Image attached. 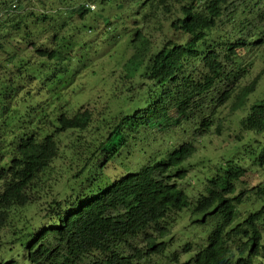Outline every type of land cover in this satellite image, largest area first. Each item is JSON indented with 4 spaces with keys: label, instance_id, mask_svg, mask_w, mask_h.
<instances>
[{
    "label": "trees",
    "instance_id": "trees-1",
    "mask_svg": "<svg viewBox=\"0 0 264 264\" xmlns=\"http://www.w3.org/2000/svg\"><path fill=\"white\" fill-rule=\"evenodd\" d=\"M226 3L189 0L180 11L170 8L174 3L149 11L143 24L159 20L161 13L170 36L163 32L150 38L148 26H137L128 37L131 54L121 64L118 87L113 82L98 92L109 100L123 96L127 108L114 115H109L107 102L89 107L90 99L86 106L75 102L64 118L26 128L19 123L22 113L8 103L13 97L0 98V264H143L151 255L166 257L167 264H254L256 258L264 264V177L249 189L240 187L244 167L231 163V158L223 161L226 152L235 153L234 149H224L219 153H224L222 157L212 159L211 173L202 179L203 189L192 198L177 184L186 175L185 161L197 150L191 138L174 148L152 150L144 161L131 157L127 147L135 130L154 124L165 128L166 117L185 124L198 116L192 136L199 138L211 127L220 134L221 106L247 113L246 118L259 105L258 110L264 111L262 92L245 105L258 88L253 79L240 84L249 62L243 68L228 63L239 72L230 68L217 79L220 63L213 60L206 42ZM19 5L0 18V89H12L14 95L20 94L26 81L24 73L39 66L46 71L72 69L79 62L73 53L75 43L64 32L51 36L41 49L28 42L25 20L36 19V13ZM242 28L247 32V24ZM253 29V36L262 40L263 30L256 25ZM188 57L201 61L204 71L195 75L183 71ZM223 79L231 82L228 91H218L214 97L213 88L218 89L217 81ZM170 83L173 90L157 94ZM230 93L233 99L228 105ZM245 122L239 121L243 126ZM258 125L263 130V124ZM56 158L68 169L75 167L72 176L79 193L50 198L40 191L38 177ZM126 159H132L129 168L104 174L108 162ZM46 187L51 190V185ZM184 211L195 217L190 222L210 223L212 228L205 243L195 245L193 257L181 263V252L188 253L192 243H181L180 251L170 250L178 245L170 227L187 214Z\"/></svg>",
    "mask_w": 264,
    "mask_h": 264
},
{
    "label": "clouds",
    "instance_id": "clouds-1",
    "mask_svg": "<svg viewBox=\"0 0 264 264\" xmlns=\"http://www.w3.org/2000/svg\"><path fill=\"white\" fill-rule=\"evenodd\" d=\"M188 1L189 0L0 1V18L5 13L13 11L18 4H20L19 7L35 11L36 16L34 17H36V19L25 20L27 26L24 35L28 42L32 44L35 43L36 46L41 49L42 47H47V42L51 36L57 34V36L60 37L62 32H64L67 36L71 35L72 41L75 43L73 53L79 59V62L72 69L62 68L59 70L46 71V68L43 66L34 68L28 74L24 73L27 76L22 88H20V94L14 95L15 91H12V89H4L5 91L0 89V98L2 97L4 100H8L11 96L13 97V100H8V103L10 106H14V110L22 113V118L19 123H22L26 128L30 126L33 127V124L38 121L48 122L49 120L54 121L55 119L64 118L68 115L67 110L70 109V107L65 101L66 98L60 95L58 90H60V87L67 82L66 80L68 78L72 77L71 83L74 84L73 93L75 94L76 91L79 90V93L77 95L75 94V96L78 98V103L83 106L88 104V101L92 98V94L96 93L102 86L108 85L109 83L108 79L103 75H99L94 59V54L97 52V48L103 44V41L100 40L101 34L105 37L110 36L111 34H115L114 37H121L124 35V32H128L129 37L130 35H133V31L137 26H148L150 38H152L153 35L154 38H156L159 33L163 32H166L167 35L170 36V32L167 29V23L165 19L161 17V13L159 15V20L148 23L147 26L143 24V22L146 21L148 15L152 13L149 11L157 9L165 3H174L170 8L178 7L180 11L181 7ZM146 12L149 13L146 17H143V14ZM215 19L217 20L216 25L210 29L206 43L210 46L209 48L213 53V60L220 63L217 79L223 73L229 72L230 68L233 71L239 72L237 67H230L228 63L234 61L236 65L243 68L246 67L245 63L249 62L250 67H246L247 72L240 84L247 83L250 79H253L255 80V86L258 85V88L257 92L246 98L245 105L248 106L260 92H262L261 97L264 96V61L261 62V67L257 73L252 75L255 67V55L251 50L252 45L264 44V38L259 41L258 38L252 34L254 31V25L262 29V33L264 34V0H227L226 9L222 7L221 15ZM243 24H247V32L242 28ZM0 25L3 26L2 24ZM129 31L131 34H129ZM79 40H81L83 44H81ZM111 55L112 53H109L107 57H110ZM226 60L227 64L222 65V61ZM197 62L201 66V71L203 72L204 68L201 61H194L193 57H188L183 67V71L186 73L192 72V70L187 72L185 69L189 66L196 68ZM85 74H88L91 77L87 90L83 89V77ZM217 82L219 88H213L216 90L215 92H217V95L218 91L219 94L228 91L229 86L227 85L231 83L228 79H223ZM165 88L167 91L169 88L173 90L174 84L170 83L166 85ZM232 95L233 93H230V98L226 100L228 105H230L229 102L233 99ZM252 95H255V97L249 102V97ZM247 102L248 104H246ZM209 105L202 106L203 110ZM224 106L219 108L217 114L222 118L223 122L220 134L234 128V131H237V133L234 134L235 143L240 144L233 148L234 152L238 155L247 156L255 154L257 160V165L252 163L253 161L250 164L243 162L241 164L244 167L242 173H245L247 168L257 166L262 169V176L264 177V165L259 166L262 159H264V111L258 110L261 105H259L254 111L250 112L247 118V113L238 111L239 118L234 124L231 115L237 111L230 112L227 107V112L222 113V108ZM164 119L167 121L165 128L176 124L175 117L171 116ZM243 119L246 120L245 126L239 123V121H242ZM258 123L263 124V130L258 129ZM162 128L165 129L164 127ZM209 132H213V134L217 136L220 135L213 131L212 127ZM205 133L200 134L199 138L194 137V139L191 138L190 140L204 144L205 139H202ZM165 149L170 148L167 147ZM216 158L217 156L207 159L206 162L208 160L209 162H207L206 166L209 167V165L213 163L212 159ZM138 166L139 164H137L134 169ZM263 177L259 181H262ZM39 187L40 191L45 193L46 197H50V191L46 186L39 184ZM70 187L72 188L71 190ZM72 191L74 193H79V187L76 185L75 180L73 184L69 186L66 193ZM243 207L244 210L241 212L242 215L245 214V205ZM187 218L188 222H190V217ZM185 242L188 241L183 240V243ZM200 245L202 244L200 243ZM193 249L195 250V248Z\"/></svg>",
    "mask_w": 264,
    "mask_h": 264
},
{
    "label": "rangeland",
    "instance_id": "rangeland-1",
    "mask_svg": "<svg viewBox=\"0 0 264 264\" xmlns=\"http://www.w3.org/2000/svg\"><path fill=\"white\" fill-rule=\"evenodd\" d=\"M114 36L115 34H111L110 36L105 37L101 34L100 40L103 41V44L97 48V52L94 54V59L99 75H103L106 79L109 80L107 87L112 86L111 83L113 82H115V86L118 87L116 78L121 72V64L131 54V48L126 44L128 32H124L123 36H121L120 34L121 37ZM152 38H154V35ZM251 50L255 55V67L252 72V75H255V73H257V71L261 67V62L264 61V44L252 45ZM109 53H112V55L110 57H107ZM196 64V68H193V66H189L185 70L187 72L192 70L193 72H195L193 75H195L197 72L201 71V66L199 65V63L197 62ZM71 79L72 77L68 78L66 80L67 82L60 87V90H58L59 94L66 98L65 101L70 108L73 104H75V102H78V98L75 96V94L77 95L79 93V90L76 91L75 94L73 93L74 84L71 83ZM90 80L91 77L88 74H85V76L83 77L84 90H87ZM125 87L130 88V86L128 85H126ZM98 92H101V90L91 95L92 98L89 102V107H98L104 104L103 102H107V110L109 115H114V113H117L119 109L121 110L127 108L122 103L123 96L117 99V96L113 95L109 100V98L107 99L103 97L102 95L98 94ZM117 92L118 89L115 90L114 94H116ZM166 92L167 89L165 87H161L157 94L164 95ZM213 96L216 97L217 92H215ZM254 97L255 95L250 96L249 102L252 101ZM246 104H248V102ZM225 112H227V107L224 106L222 108V113ZM172 114L176 116L177 113L172 110ZM238 118V111L234 112L231 115L233 124L238 120ZM199 120L200 118L198 116H194L185 124H182V121H180L179 123L165 129L161 128L159 124H154L152 127L142 126L138 128L133 132V134L127 141V147L133 152L131 157L138 158L137 161H144V159L148 155H151L150 151L152 150L159 149L160 151H164L165 148L177 146L182 141H186L188 138L194 139V137L192 136L193 126L195 125L194 121ZM235 133H237V131H234V128L227 132L224 131L218 136L213 134V132L208 131L203 135L202 140L205 139L204 144L200 142H194L198 150L185 161L184 166L187 167L186 175L182 180L177 182L178 186L184 188L190 194V197L194 198L195 195L199 193L197 191L203 189L202 179L205 175L211 173V169L206 166V160L209 158H214L218 155V158H220L224 155V153L219 154L222 150H232L236 145H240L239 143H235ZM125 149L126 148H124L123 150ZM143 150H145L144 153L142 152ZM227 158L232 159V161H230L231 163L237 161V165L242 164L243 162L250 164L252 161V163L257 165L255 154L247 156L226 152L223 161ZM131 163L132 159H126L121 163H118L115 160L110 161L106 165V173L104 170V174L107 176H111L114 173L129 168ZM71 165L74 166V164ZM75 171V167H71L70 169H68L67 167L63 166L62 160L60 158H56L53 161V165L50 166L43 175L38 177V181L39 184H43L44 186L51 185L50 197L62 196L68 191L69 186L73 184L74 178L72 175ZM240 177H242L240 187H246L249 189L253 185L257 184V182L263 177L262 169L257 166L247 168L245 173L240 172L239 178ZM251 198H253V196H251ZM29 210L31 211L32 208H30ZM243 210L244 207L242 204L241 211ZM183 214L186 215L179 216L175 223H173L170 227L173 240L178 243V245L172 247L170 250L180 251L181 249H179V247L181 246V243H183V240L192 243V249L188 251V253L181 252L179 256V262L181 263L193 257L192 255L196 251L193 248L196 244L205 243L206 237L212 228V225L210 223L196 224L194 222H188L187 217H195L191 216L187 211H184ZM197 218H201V215ZM179 228H181V232H178ZM135 241L136 243H140V238H137ZM130 243H132V241ZM257 260L258 258L255 259V263ZM167 262L168 259L161 255H151L149 258L143 260V264H167ZM191 264H193L192 261ZM257 264H259L258 261Z\"/></svg>",
    "mask_w": 264,
    "mask_h": 264
}]
</instances>
